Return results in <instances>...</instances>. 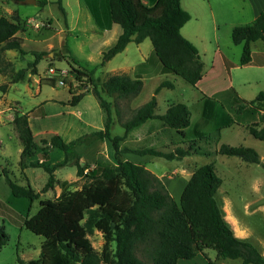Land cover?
I'll list each match as a JSON object with an SVG mask.
<instances>
[{
    "label": "rangeland",
    "instance_id": "1",
    "mask_svg": "<svg viewBox=\"0 0 264 264\" xmlns=\"http://www.w3.org/2000/svg\"><path fill=\"white\" fill-rule=\"evenodd\" d=\"M60 1L64 12L60 10L58 0H47L44 6H39L37 3H20L16 0H0L1 15L8 18L18 16L20 29L16 35L21 42L24 41L21 47L26 51L24 54L15 49L0 52V68L4 69L0 72L2 99L0 110L9 111L11 110L9 107L12 106L13 112L16 109L26 114L35 142L31 154L22 156V144L15 128L9 124L0 126V226H3L7 234V242L0 248V264H20L18 258L24 262L38 258L44 237L25 228L23 219L36 212L39 200L54 199L60 193V186L56 184L53 189L41 193L39 198L32 202L25 197H15L11 194L2 170L5 169L11 179L18 184L29 183L32 188L39 191L45 184L48 174L43 167L30 166V162L54 165L64 158L63 151L43 145L40 142L42 138L48 140L52 135L58 134L63 141L68 142L85 133L103 128L105 112L91 90L84 92L85 87L80 86L76 91L77 93L83 91L84 94L79 102L76 105L66 103V99L70 98L69 86L78 85L70 71L71 63L76 67L93 69V76L103 80L113 73H125L134 77L135 65L144 61L149 62L150 73L141 74L142 87L134 97L116 98L115 95L102 92L103 98L111 102L112 135L123 134L124 127L120 122L130 118L134 108L148 101L152 95H155L157 101L154 110L156 113L164 112L170 104L184 103L190 112L191 126L201 123L203 118H210L207 117L208 113H204L200 104L202 93L197 85H191L173 73L160 71V62L153 53L148 38L140 43H128L126 49L100 66L101 56L98 52L100 42L99 37L92 34L97 30V25L90 6L84 0ZM203 5L207 6V10L201 8ZM235 5L233 2L227 3L222 17L218 13L216 7L218 5L214 4L213 0H182V6L192 15L186 26L194 24L200 28L201 33L195 40L196 44H193L197 45L201 55L205 54L204 60H211L216 46L229 58L234 60L240 58L242 44L232 42L233 27L225 23L238 21L246 24L251 18L246 9L240 15V19L235 20L236 18L231 17L233 15L230 13ZM243 5L247 7V3ZM208 6L213 9V15ZM33 20L40 21L39 27L32 25ZM66 48L69 50L67 54L77 63L71 61L69 63L67 59L62 58L67 52ZM33 51L46 52L34 66L36 73H32V67L29 66L35 57ZM214 66L212 78L218 79L220 83L225 78V74L218 64ZM20 68H26L24 79L12 82L11 74ZM50 68L53 70L52 73ZM231 70L238 84L229 90L230 101L215 96L211 109L212 112L221 111L226 116L231 115L233 120L231 125L219 129H217L218 124L214 127L209 123L203 125V130L200 131L209 138L197 140L199 150L181 159L133 153L130 157L137 159L136 156H141V161H147L142 163L162 180L176 203L179 202L184 184L192 171L199 165L213 163L216 174L222 179L216 195L219 205L224 209L226 216L230 212L237 216L234 228L244 226L247 232L244 240L249 241L264 255V168L261 165L264 161V140L253 137L247 130L248 124L255 120L258 123L261 121L258 109L249 101L260 91H264V66L238 65L233 66ZM60 79L63 80V84L58 83ZM163 80L172 82L173 87H161L154 94V89ZM207 80L215 83L211 78ZM1 86H4V89H1ZM237 94L240 97H235ZM115 106L120 108L118 113ZM158 120L149 119L145 124L140 125L134 130L137 134L136 138L124 139L121 147L144 145L165 149L167 146L166 150H168L176 146L175 142L185 139L171 128H167V132L163 136L160 134L158 138L139 133L150 122L158 123L161 127V122ZM191 126L187 129L189 135H191ZM159 131L161 132V128ZM102 142V145H99L98 140L90 144L77 145L74 149L80 155L79 162L81 164L88 162L91 167L115 165L110 141L104 138ZM222 143L251 147L258 153L260 160L258 163H250L237 156L222 155L217 152ZM74 160L75 155H70L66 164L57 167L53 174L57 180L75 181L73 187L79 188L83 179L76 174ZM88 238L92 247L101 253L105 243L102 232L93 230ZM110 246L112 251L114 243L112 242ZM177 264H241V261L219 257L215 250L207 248L198 252L193 258H179Z\"/></svg>",
    "mask_w": 264,
    "mask_h": 264
},
{
    "label": "trees",
    "instance_id": "2",
    "mask_svg": "<svg viewBox=\"0 0 264 264\" xmlns=\"http://www.w3.org/2000/svg\"><path fill=\"white\" fill-rule=\"evenodd\" d=\"M36 3L44 6L47 0H36ZM58 6L64 12L60 0ZM89 6L96 15L98 10L95 4ZM106 11L109 20L121 27V33L115 43L102 52L100 66L121 52L129 42L140 43L149 38L152 51L161 65L160 71L178 75L195 86L202 76L203 62L197 47L180 32V28L190 18L180 0H106ZM19 29L18 16L8 18L0 14V52L15 49L21 54L26 53L16 35ZM231 39L235 44H242L239 64H250V43L264 39V9L251 22L235 25L231 30ZM66 51L62 58L69 63H77L67 54V48ZM45 53L32 52L35 56L29 63L32 73H36L34 66ZM25 70L20 68L13 72L11 81L23 80ZM3 71L0 68V72ZM70 71L78 85L69 86L70 98L66 103L76 105L84 92L91 90L105 112L104 125L102 129L85 133L68 142L63 141L58 134L48 140H40L43 145L63 151L64 158L54 165L30 162V166L43 167L48 174L39 191L29 183L18 184L5 169L2 170L11 194L28 198L30 202L38 199L41 193L53 189L56 184L60 186V193L54 199L39 200L36 212L23 219L25 228L43 236L44 240L38 258L27 262L18 258L20 264H177L179 258H193L207 248L215 250L219 257L239 259L241 264H264V255L249 241L237 237L227 223L216 197L222 179L216 174L213 163L199 165L192 171L176 203L155 173L142 164L122 158V153L130 152L181 159L199 150L197 140L209 138L203 131L195 129H190L189 135L187 129L190 125V112L184 103L170 104L162 114H155V95L134 108L130 118L120 122L124 127L123 135L111 134V102L103 98L102 92L115 94L116 98L134 97L142 87L141 74L150 73L149 62L136 64L134 77L113 73L99 80L93 76V69L76 67L72 63ZM80 86L85 87V90L77 93L76 89ZM161 87H173V84L163 80L154 89V94ZM249 103L255 104L261 123L252 122L247 125V130L253 137L264 140V91H260ZM115 109L118 113L116 106ZM210 109L209 105L204 112L209 113ZM153 118L159 119L185 139L173 142L176 146L168 150L167 146L165 149L144 145L121 147V142L130 130ZM12 122L22 144V156L30 155L35 142L27 115L15 112ZM231 123V115H224L217 129ZM102 138L111 143L115 165L91 167L88 162L81 164L80 155L74 148ZM217 152L237 156L250 163H258L260 160L253 148L243 145L222 143ZM73 154L76 174L83 179L79 188L73 187L75 181L57 180L53 174ZM261 165L264 168V161ZM93 230L101 231L105 238L101 253L89 241L88 235ZM6 242L7 234L3 226H0V248ZM112 242L114 248L111 251Z\"/></svg>",
    "mask_w": 264,
    "mask_h": 264
},
{
    "label": "crops",
    "instance_id": "3",
    "mask_svg": "<svg viewBox=\"0 0 264 264\" xmlns=\"http://www.w3.org/2000/svg\"><path fill=\"white\" fill-rule=\"evenodd\" d=\"M84 2L87 5L94 3L95 7L98 10V11H96V15H94L93 12L91 11L93 18H94L96 25H97V30L93 31L92 34L99 37L98 41L100 43L98 45V48H99L98 52L100 53L99 55L102 56V52L106 51L109 47H111L115 43L118 35L121 33V27L117 23H113L109 20L108 15H107V11H106V0H84ZM180 2H181V6H182V0H180ZM230 2H233L234 5L236 4L234 10L230 13V15H233L231 17L236 18L235 20L240 19L241 18L240 15L243 13L244 9H246V12L250 13V18H251L250 22H251L264 9V0H213V3L218 5L216 7H218V13L221 16H222V13L225 11V5L227 3L230 4ZM244 3H247V7H245L243 5ZM238 4H240L239 8H238ZM182 7L185 10H188L186 7H184V6H182ZM208 7H209V11H210L211 15H213V9L210 6H208ZM201 8H204L207 10V6H205V5H203ZM228 18L229 17H227V19ZM191 19H192V15H190L189 21ZM236 22L237 23H234L233 21L232 22L226 21L225 25H227L229 27H234L235 25H238V24L241 25V23H239L238 21H236ZM187 23H188V21H186L183 24V26L180 28V32H181V34H183V36L185 38L189 39L192 43L196 44L195 40L199 37V35L201 33V32H199L200 28H198L194 24L190 25V26H186ZM183 29H185V33H183ZM23 42L24 41H22L21 44H23ZM250 48H251V63L247 64V65H241V66H248V65L264 66V39H258V40L251 42ZM124 49H126V47ZM197 50H198V47H197ZM198 53L200 55L201 61L203 62V72H202L201 78L196 82L195 85H197L198 89L202 93V96H201L202 101L200 102V104L203 106V109H206V107L209 108V105L211 106V109H212V106H213L214 100H215V96H218L223 100H228V102H229L231 98L228 97V92L230 89L235 88V86L238 84V81H237L235 75L232 73L231 69L233 66L240 65L239 59L234 60V59L229 58V56L226 53H223L221 51V49H219L217 46L214 48V50L212 52V56H211L210 61L204 60L203 56L205 57V54L201 55L199 50H198ZM215 64H218L222 68V70L225 74V78L220 83H218L219 82L218 79L212 78L213 69L215 67L214 66ZM208 78L215 80V83L214 82H208V80H207ZM210 83H214V84L211 85ZM236 93H237V91H236ZM235 97H240V96L237 94V96H235ZM0 100L2 101L1 97H0ZM66 101H67V99H66ZM156 106H157V101H156ZM9 108L11 109L9 111L8 110H0V126L9 124L12 127H14V124L12 122L13 117H14L15 112H19V111H17L14 108L15 111L13 112L12 106ZM116 108H117V110H120L119 107H116ZM211 109H210V112L208 113L209 115L207 116L210 118H208V119L203 118L201 123H196L192 126H191V122H190L189 126H191V129H195V130H199V131L203 130L202 126L205 125L206 123L212 124L213 127L215 125H217L224 114H222L221 111H219V112L213 111L212 112ZM260 112H263V111H260ZM154 113L155 114H162L163 112L162 113H156V111H154ZM148 120L144 121L141 125L145 124ZM158 121H160V120H158ZM112 122H113V119H112ZM253 122H257V121L255 120ZM259 123H261V122H259ZM138 127L130 130L125 135L124 139L136 138L137 134H136V132H134V130L137 129ZM160 128H161V132L159 131ZM167 128H169V127L165 126L162 122H161V127H160V124H158V123L150 122L149 124H147V126L145 128L140 130L141 132H139V131L138 132L140 134L143 133L146 136L151 135L152 138H155V137L158 138L160 134H161V136H163V134H165L167 132L166 131ZM123 134H124V132H123ZM123 134H121V135H123ZM17 135H18V133H17ZM97 140L100 141L99 145H102V143H103L102 141L104 140V138L97 139ZM148 140H146V141H148ZM124 147H129V146H124ZM130 154H131L130 152L122 153V158L128 159V160L131 159V160H133L134 163L142 164L146 167V165L143 164L142 162H147V161H141V156H136L137 159H133L132 157H130ZM133 154H135V153H133ZM142 156H144V155H142ZM185 184H184V186H185ZM222 210L224 213V217H225L227 223L229 224V226L232 228L234 234L241 239H245V236L247 234V232L245 231V227L244 226H238L237 229L234 228V223L237 222L236 221L237 216H235L231 212H230V214H228L226 216L224 209H222Z\"/></svg>",
    "mask_w": 264,
    "mask_h": 264
},
{
    "label": "built area",
    "instance_id": "4",
    "mask_svg": "<svg viewBox=\"0 0 264 264\" xmlns=\"http://www.w3.org/2000/svg\"><path fill=\"white\" fill-rule=\"evenodd\" d=\"M32 25H34L36 28L37 27H39V25H40V21H32ZM53 72V70H52V68H50V73H52ZM58 83L59 84H63V80L62 79H60L59 81H58Z\"/></svg>",
    "mask_w": 264,
    "mask_h": 264
},
{
    "label": "water",
    "instance_id": "5",
    "mask_svg": "<svg viewBox=\"0 0 264 264\" xmlns=\"http://www.w3.org/2000/svg\"><path fill=\"white\" fill-rule=\"evenodd\" d=\"M20 3H36V0H17Z\"/></svg>",
    "mask_w": 264,
    "mask_h": 264
}]
</instances>
